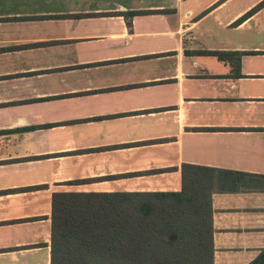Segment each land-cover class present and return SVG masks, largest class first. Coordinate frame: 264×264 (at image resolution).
Here are the masks:
<instances>
[{
  "label": "crops",
  "instance_id": "obj_1",
  "mask_svg": "<svg viewBox=\"0 0 264 264\" xmlns=\"http://www.w3.org/2000/svg\"><path fill=\"white\" fill-rule=\"evenodd\" d=\"M222 52L223 58L211 53ZM212 196L214 264L264 252V0H0V264H52L55 193Z\"/></svg>",
  "mask_w": 264,
  "mask_h": 264
},
{
  "label": "trees",
  "instance_id": "obj_2",
  "mask_svg": "<svg viewBox=\"0 0 264 264\" xmlns=\"http://www.w3.org/2000/svg\"><path fill=\"white\" fill-rule=\"evenodd\" d=\"M181 173L178 192L55 193L52 264H214L212 196L250 175L191 164Z\"/></svg>",
  "mask_w": 264,
  "mask_h": 264
}]
</instances>
